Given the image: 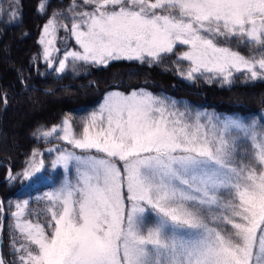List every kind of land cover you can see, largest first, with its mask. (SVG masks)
Here are the masks:
<instances>
[{"label":"snow or ice","instance_id":"obj_1","mask_svg":"<svg viewBox=\"0 0 264 264\" xmlns=\"http://www.w3.org/2000/svg\"><path fill=\"white\" fill-rule=\"evenodd\" d=\"M85 3L94 10L79 13L71 28L83 53H67L60 72L69 57L158 62L179 43L188 46L180 56L190 61L188 79L207 72L231 84L233 70L264 79V0ZM54 25L49 20L45 36ZM230 44L254 52L245 56ZM176 104L112 93L81 133L68 119L40 133H58L81 154L59 151L53 166L74 169L75 177L41 198L42 213L29 211L27 200L15 205L14 226L27 241L17 249L21 264H264V126ZM36 155L23 173L34 183L44 179ZM41 214L51 217L49 231L25 219Z\"/></svg>","mask_w":264,"mask_h":264},{"label":"trees","instance_id":"obj_2","mask_svg":"<svg viewBox=\"0 0 264 264\" xmlns=\"http://www.w3.org/2000/svg\"><path fill=\"white\" fill-rule=\"evenodd\" d=\"M42 0H21L20 14L13 16L0 5V226L2 252L6 264H21L22 244L14 228V202L30 198L29 211L43 212L45 201L36 194L45 193L48 184L29 188L23 173L39 152L51 143L40 135L53 126L97 106L105 95L118 89L130 93L146 88L155 94H167L185 99L195 107L211 108L222 114L248 117L262 121L264 111V79L251 80L245 74L235 77L229 85L197 77L192 81L180 76L179 55L184 46L165 53L159 62L141 63L117 59L104 66L93 63H72L67 72L57 75L46 64L36 63L41 50L40 39L50 18L66 10L72 0H49L44 10ZM223 43V38L220 39ZM243 55L254 50L243 45H227ZM78 126V124H77ZM10 170L12 178H7ZM37 192V193H36ZM44 223L43 214L27 216Z\"/></svg>","mask_w":264,"mask_h":264},{"label":"rangeland","instance_id":"obj_3","mask_svg":"<svg viewBox=\"0 0 264 264\" xmlns=\"http://www.w3.org/2000/svg\"><path fill=\"white\" fill-rule=\"evenodd\" d=\"M20 1L21 0H0V5H2V8H5L6 10L8 9V12H10L11 15L15 16H19L20 14ZM49 2V0H42L41 4L45 6L47 5V3ZM41 4L39 6V9L41 10ZM75 5V7L73 6ZM43 8V10H44ZM95 8V4L92 3H85V0H72L71 5L66 9V10H60L57 13H55L50 20H55V25H54V31L50 32L49 35L45 36L44 34V29L42 32V36L40 39V43L41 40L43 38L44 43H41V50L40 53L37 55L35 61L36 63H44L47 65V67L54 73H56L57 75H62L65 72H67L69 66L72 63H82L83 61H76L74 62L72 60L71 57L68 58V60L65 61L66 63V67L64 69L63 72L58 71L57 69L59 68V62L61 60H64L65 56L67 55V53L69 52H80L83 53V49L80 47V45L76 42V38L72 35V22L75 20L76 22H81V17L79 15V13H83V12H91L93 11ZM41 10V11H43ZM159 11V10H157ZM49 22V21H48ZM48 24V23H47ZM46 24V25H47ZM82 30H86L85 28H83L82 25ZM48 40H52L53 43L51 45H48ZM177 46H184V49L182 51H188V46L187 45H180L179 43H177L175 47ZM45 47H48L50 50V57L48 59H45ZM173 48V50H174ZM181 53V55H182ZM165 53L161 54V58ZM242 54V53H241ZM179 55V65H180V71L179 74L180 76H182L184 79L192 81L197 77H202L204 79H207L209 81H215L218 82L220 84H224V85H229V84H225L223 83L222 78L214 73H207V72H202V73H194L193 74V79H188L186 77V73L189 71L190 69V61L187 60H181ZM243 55V54H242ZM246 56V55H245ZM117 60V59H116ZM113 60H109L107 62V64L109 62H111ZM145 61H148L147 59ZM160 61V60H159ZM158 61V62H159ZM88 63H92V62H88ZM151 63H157V62H151ZM95 64V63H93ZM98 66H104L106 64H96ZM239 74H244V73H237L235 72V70H233V76H232V80L234 81L235 77ZM133 92L136 93H140V92H145V93H150L152 96L157 97V98H161V99H166L167 102H171V101H176V107L179 108L181 111L184 110V106L187 105L188 108L192 111L193 115H195L196 112H200V113H206L207 115L210 116H219L221 119L224 118H232V119H238L239 121H241L242 123H244L245 125H251L252 123H255L257 128H260L262 126H264V111H262V121H259L256 117L250 115L248 117H244V116H239V115H231V114H222L219 113L211 108H206V107H195L193 106L189 101L185 100V99H177L174 98L172 96H169L167 94H155L153 92H151L150 90L146 89V88H139V89H134L132 90L131 94ZM112 93H120L124 96H130L126 95L124 92L118 90V89H113L111 91H109L104 99L95 107H92L90 109H87L86 111H82L80 113H78L77 115H75V120L76 123H74V121L70 118H66L68 119L72 126L74 131L79 134L82 132L83 129V121L92 113V112H98L99 109L101 108V106L104 104L105 99ZM65 120V119H64ZM201 122H204V117H202ZM63 123V122H62ZM62 123L60 125H56L53 127H58L61 126ZM78 124V126H77ZM52 127V128H53ZM51 128V129H52ZM51 129H49L48 131H50ZM58 133H54L51 137L45 138L44 140L47 142H54L53 144L51 143V145L49 147H46V149H44L43 151H40V157H35V161L38 163L40 160H43L44 162V167L41 169L40 173H37L36 175L39 176H43L44 179L39 181V182H33V179H28L29 181V188H36L39 187L42 184H48V190H46V192L44 193H38L36 194V198L40 199L45 197L46 193H50V192H54L57 189H59L61 187V185L64 183L66 176L69 179H74L75 177V170L72 169L71 172L69 173H65V170L63 168V166L61 165H57V166H53V161L56 160L57 155L59 154L60 150H67L69 152H76L77 154H81L79 149H74L72 145L68 144L66 141L58 139L57 138ZM43 137V136H42ZM50 149H53V151H50ZM94 153V150H93ZM33 160V159H32ZM117 165L119 167H123L122 162L120 161H116ZM37 193V192H36ZM24 200H27L29 202L30 198H24L21 200H16L14 202V205H16L17 203H20ZM15 211H16V207H15ZM14 211V212H15ZM25 219H29L27 218V216L25 217ZM51 219L50 215L47 216V221L44 223H41L42 226L45 227L46 231H49L47 225L49 220ZM31 220V219H30ZM33 223L39 222L40 221H32ZM15 225V221L14 224ZM15 228V226H14ZM15 232L16 235L18 236V240L22 242L21 245L26 244L27 241L25 240V238L19 233V231L16 230L15 228ZM21 245L18 246V248L21 247Z\"/></svg>","mask_w":264,"mask_h":264},{"label":"water","instance_id":"obj_4","mask_svg":"<svg viewBox=\"0 0 264 264\" xmlns=\"http://www.w3.org/2000/svg\"><path fill=\"white\" fill-rule=\"evenodd\" d=\"M11 173V176H12V171L10 170ZM7 178H10V175H8ZM4 218H3V221H2V224L0 226V264H6L5 261H4V258H3V252H2V239H1V233H2V230L4 228V224H5V217H6V213L4 212Z\"/></svg>","mask_w":264,"mask_h":264},{"label":"crops","instance_id":"obj_5","mask_svg":"<svg viewBox=\"0 0 264 264\" xmlns=\"http://www.w3.org/2000/svg\"><path fill=\"white\" fill-rule=\"evenodd\" d=\"M132 92V91H131ZM131 92L130 93H125L126 95H129V94H131Z\"/></svg>","mask_w":264,"mask_h":264}]
</instances>
